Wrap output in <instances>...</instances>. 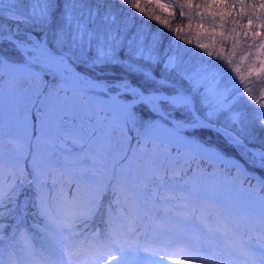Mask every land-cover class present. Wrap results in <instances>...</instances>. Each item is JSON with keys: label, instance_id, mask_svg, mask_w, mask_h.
Wrapping results in <instances>:
<instances>
[{"label": "snow or ice", "instance_id": "obj_1", "mask_svg": "<svg viewBox=\"0 0 264 264\" xmlns=\"http://www.w3.org/2000/svg\"><path fill=\"white\" fill-rule=\"evenodd\" d=\"M6 83L18 133L7 160ZM241 106L264 129V0H0V221H10L0 222V264H212L199 233L223 241L220 264H264V181L254 177L261 188L249 187L243 213L216 206V228L206 206L192 214L187 187L205 161L251 175L204 132L264 169ZM33 135L46 137L47 155L30 151ZM129 151L143 158L134 171ZM148 216L174 237L163 247L140 241ZM173 244L185 248L166 251Z\"/></svg>", "mask_w": 264, "mask_h": 264}, {"label": "rangeland", "instance_id": "obj_2", "mask_svg": "<svg viewBox=\"0 0 264 264\" xmlns=\"http://www.w3.org/2000/svg\"><path fill=\"white\" fill-rule=\"evenodd\" d=\"M5 80L7 81V77L5 78ZM241 92L243 91V89L240 90ZM4 106H5V110L8 111V106H9V98H8V94H7V83L5 84V101H4ZM9 112L6 114L5 112V122H4V127L3 130L4 132H8V131H15L16 129L14 127H10L9 125ZM255 122V121H254ZM258 125V126H257ZM257 129L260 127L259 124H257ZM255 126V127H256ZM262 132H264V129H262ZM212 138H208V135H205L202 137V139L206 142V144H208L209 146H214L217 147L218 149H220L221 151H223L225 154L230 155V156H236V158L240 161L241 164L244 165V168L246 169L247 173L252 174L253 176L256 177L258 176L260 178L261 181H264V169H262L259 166V162L252 157L251 153H249L247 159H242L240 156H238L235 151H233L231 148H229L222 137H216L214 135H211ZM247 136V135H246ZM245 136V142L248 143L247 137ZM216 138H219L220 142L215 140ZM46 137L42 138L39 144H37L36 139L34 140V149L32 150V153L35 154H39L41 157L47 155L49 149L47 146V142L45 140ZM248 145L250 147H258L262 150H264V148L255 145V144H249ZM161 148H165L167 147L166 145H160ZM11 148H8L5 146L4 150H5V157L6 160L8 158V154ZM77 151H79V149H77ZM181 152L186 151L185 149H181ZM173 155H175L176 153V149L173 148L172 149ZM139 158V157H138ZM23 159L20 160V164L19 167L22 168L21 163ZM124 164H128L129 170L134 171L136 169V167L140 164L139 162H130L125 160L123 162ZM215 163V162H214ZM221 164V163H219ZM109 167H111V158H109V162H108ZM204 166V164L200 165L201 168V174H200V178L196 177L195 179L191 180L189 182V184L187 185V187L191 190H193L198 199L197 202L195 204V211L192 213L194 216H200L203 212V207L202 206H206L209 210V212L211 213V219L207 221V223L213 227H220L223 223V221H220L216 218L215 215V207L216 206H224V207H229L234 209L236 212L239 213H243V209L245 207V205H247L249 203V193H248V189L249 187H254L257 189V191H259V189L247 182L242 181L240 178L237 177V175L235 173H227V175L230 178H235V180L233 182H225L222 179L223 174H225L226 172H222V174H219L216 177L211 176L210 174L213 173L214 169L213 168H202ZM116 170L117 172H119L120 168H121V164H116ZM254 173H256L257 175H254ZM191 175V174H189ZM261 175V176H260ZM249 178H251V176H247ZM255 179V178H254ZM256 180V179H255ZM257 181V180H256ZM167 183H171V181H166ZM150 193L152 191H149ZM261 195H264V192L260 193ZM167 207H171V205H157V210H162L164 208ZM159 214H162V212H159ZM119 222H121L119 224ZM113 223L122 224V220L117 216ZM137 228L143 232L146 236L149 237V240L151 239V242L156 241V240H168L170 238H174V237H169V236H165V235H161L160 229L155 225V224H151L148 222L147 218H144V220L137 222ZM155 234H158L159 236H155ZM191 234V233H190ZM194 237L198 236L200 241H201V245L202 246V251L199 253L202 256H207L210 257L211 260L220 262L217 258H216V254H222V250H223V241L222 240H214L211 239L207 236H205L203 233H199V234H192ZM158 241V242H160ZM157 242V243H158ZM142 243V242H141ZM176 246L180 245V244H175ZM152 246H155L152 245ZM195 246V245H194ZM161 247V245L159 246ZM185 248V246H180V249ZM161 255H163V253H160ZM166 259H168L167 257H165ZM187 260L188 264H207V260H191L188 257H180L179 255H175L172 256L170 259H168V264H175V262H180V261H185ZM215 264V263H212Z\"/></svg>", "mask_w": 264, "mask_h": 264}, {"label": "trees", "instance_id": "obj_3", "mask_svg": "<svg viewBox=\"0 0 264 264\" xmlns=\"http://www.w3.org/2000/svg\"><path fill=\"white\" fill-rule=\"evenodd\" d=\"M115 7L119 8V5H115ZM177 22H179V18H177ZM137 24L140 23L139 19L136 21ZM153 29H155L156 27H158V25H155L153 24L152 25ZM166 31V30H165ZM170 35V34H169ZM167 41H168V36H165L164 37V42L165 44H167ZM185 47H189L187 45H185ZM191 55V54H189ZM193 63H196L195 59L193 58ZM117 71H119L117 69ZM237 83H239V81L237 80ZM251 88L254 89L255 91V94L257 95V97L259 98V90L260 88L262 87L260 82L258 80H256L255 78H252V83L249 85ZM243 89V86L241 85L240 86V90ZM85 99H87V97H85ZM240 110L244 111L247 113V120H246V123H247V128H246V137H247V142L250 143L249 144H255V145H258L262 148H264V132H262V128L259 127L257 129V124L256 122H254V120L252 119V116L254 115L253 112H252V109L251 108H244L243 106L240 107ZM6 114L8 113V111H6ZM257 125V126H256ZM256 126V127H255ZM201 136V138L205 135H208V138H212L211 135H214L216 137H219L217 136L215 133H211V132H204V133H200L199 134ZM12 136H18V133L17 131L15 130L14 132L13 131H8V132H4L3 130V143H4V146L8 147V148H11V145L9 144V140ZM215 137V140L218 142H220L219 138H216ZM36 139L35 135H33L32 139H31V148H30V151L32 152V150L34 149V140ZM246 139V138H245ZM46 140V138H45ZM40 142H43V141H40ZM133 144L135 145V141H133ZM151 143L149 144V147H151ZM123 149L120 148L119 146L113 148V152H119V151H122ZM183 150V149H182ZM176 153V152H174ZM227 155V154H226ZM135 157V158H132L131 157V154H130V151H129V160H131V162H139L140 164L143 163V158L142 157ZM111 158V157H110ZM127 160V161H129ZM23 162L21 163L22 165V168L26 167V162L24 160H22ZM31 162V159L29 157V160L27 161V163H30ZM213 161L211 163V165H209V163L207 161H205L204 166L202 168H213L217 173L219 174H222V172H229V173H235L237 175L238 178H240L242 181L244 182H247V183H250L254 186H256L259 190L261 188V185L258 183V181H256L254 179V176H253V173L250 175L251 178L245 176L243 173H240L237 171V169L235 168H226L225 165L223 164H219V162H215ZM254 175H257L256 173H254ZM261 176V175H260ZM199 177V175L197 176ZM200 178V177H199ZM26 193H28L30 195V191L28 189H25ZM149 191H152V188L150 187L149 188ZM161 192H163V189H161ZM105 205H107V198L105 199ZM148 222L151 223V224H155L154 223V218L152 216H148L146 217ZM144 220V219H143ZM139 222V221H138ZM156 225V224H155Z\"/></svg>", "mask_w": 264, "mask_h": 264}, {"label": "water", "instance_id": "obj_4", "mask_svg": "<svg viewBox=\"0 0 264 264\" xmlns=\"http://www.w3.org/2000/svg\"><path fill=\"white\" fill-rule=\"evenodd\" d=\"M248 146H249V145H248ZM249 147H250V146H249ZM250 148H254V149H260V148H258V147H257V148H256V147H250ZM260 150H262V149H260Z\"/></svg>", "mask_w": 264, "mask_h": 264}, {"label": "bare ground", "instance_id": "obj_5", "mask_svg": "<svg viewBox=\"0 0 264 264\" xmlns=\"http://www.w3.org/2000/svg\"><path fill=\"white\" fill-rule=\"evenodd\" d=\"M32 142V141H31Z\"/></svg>", "mask_w": 264, "mask_h": 264}]
</instances>
